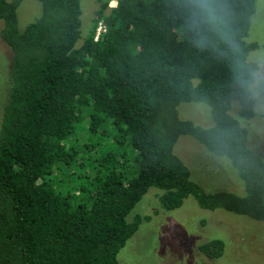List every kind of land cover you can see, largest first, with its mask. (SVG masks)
<instances>
[{
  "label": "trees",
  "instance_id": "16d2710c",
  "mask_svg": "<svg viewBox=\"0 0 264 264\" xmlns=\"http://www.w3.org/2000/svg\"><path fill=\"white\" fill-rule=\"evenodd\" d=\"M0 0V36L12 52L0 117V264H120L119 250L148 216L127 215L149 187L165 210L192 196L264 223V158L238 119L255 116L264 73L247 41L256 0H95L82 36V0ZM264 16V14H263ZM105 31L93 40L97 23ZM80 41V42H79ZM203 103L210 126L178 105ZM238 103V119L230 114ZM188 135L229 159L242 195L208 192L174 153ZM224 241L199 244L209 257Z\"/></svg>",
  "mask_w": 264,
  "mask_h": 264
},
{
  "label": "rangeland",
  "instance_id": "374dc122",
  "mask_svg": "<svg viewBox=\"0 0 264 264\" xmlns=\"http://www.w3.org/2000/svg\"><path fill=\"white\" fill-rule=\"evenodd\" d=\"M98 4L95 0L81 1L82 36L88 32ZM41 12L38 0H22L17 7L20 28L33 21ZM264 0H256L250 18L246 40L256 42L249 60L256 62L264 73ZM2 21L0 20V29ZM80 42V41H79ZM12 52L0 36V117L10 85ZM254 90L255 116L238 119V103L230 114L248 131V144L264 158V98ZM182 118L202 126H210L209 108L203 103L184 102L178 105ZM174 153L189 167L192 180L208 192L229 190L240 195L243 184L228 158L210 153L202 144L188 135H181ZM156 187H149L141 200L127 215L131 221L136 215L148 216L133 236L119 250L120 264H264V223L222 209L201 208L192 196L173 210L161 207ZM212 238L224 241L223 254L209 258L199 251V244Z\"/></svg>",
  "mask_w": 264,
  "mask_h": 264
},
{
  "label": "built area",
  "instance_id": "2783aa9c",
  "mask_svg": "<svg viewBox=\"0 0 264 264\" xmlns=\"http://www.w3.org/2000/svg\"><path fill=\"white\" fill-rule=\"evenodd\" d=\"M117 2L118 0H109L108 1V8L111 9V8H114L116 7L117 5ZM105 31V25L103 23L102 20H100L98 23H97V26L95 28V31H94V36H93V40L94 41H97L100 37V35Z\"/></svg>",
  "mask_w": 264,
  "mask_h": 264
}]
</instances>
